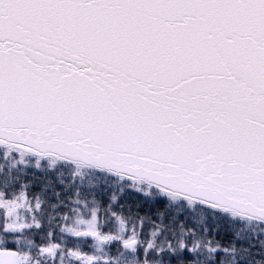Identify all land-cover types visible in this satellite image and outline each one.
<instances>
[{"label":"snow or ice","instance_id":"obj_1","mask_svg":"<svg viewBox=\"0 0 264 264\" xmlns=\"http://www.w3.org/2000/svg\"><path fill=\"white\" fill-rule=\"evenodd\" d=\"M0 264H264V0H0Z\"/></svg>","mask_w":264,"mask_h":264}]
</instances>
